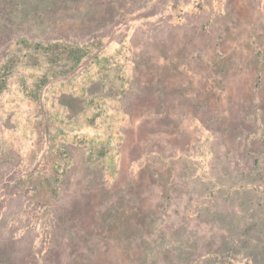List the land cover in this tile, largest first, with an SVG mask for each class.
Segmentation results:
<instances>
[{"label":"rangeland","instance_id":"374dc122","mask_svg":"<svg viewBox=\"0 0 264 264\" xmlns=\"http://www.w3.org/2000/svg\"><path fill=\"white\" fill-rule=\"evenodd\" d=\"M1 81L0 264H264V0H0Z\"/></svg>","mask_w":264,"mask_h":264},{"label":"trees","instance_id":"16d2710c","mask_svg":"<svg viewBox=\"0 0 264 264\" xmlns=\"http://www.w3.org/2000/svg\"><path fill=\"white\" fill-rule=\"evenodd\" d=\"M57 47L61 48L64 53H59L58 55V59L59 58H64V56H66L64 59L67 58V52L70 50L69 45L65 44V43H58ZM4 82L1 81L0 82V93L4 90ZM226 123V122H225ZM41 125V124H40ZM36 141H35V153H38L41 146L43 145L44 142V136H43V132L40 128H37V132H36ZM229 141V139H227ZM53 166H51L49 164L47 170H45V172H41L42 174H37L35 177V181L33 182V200L34 202H36L39 205H43V206H47L52 204L57 195H56V186H55V179H56V172L54 171V169L52 168Z\"/></svg>","mask_w":264,"mask_h":264}]
</instances>
